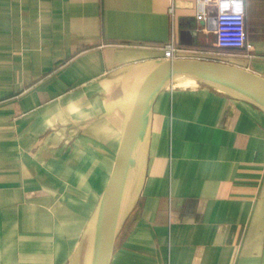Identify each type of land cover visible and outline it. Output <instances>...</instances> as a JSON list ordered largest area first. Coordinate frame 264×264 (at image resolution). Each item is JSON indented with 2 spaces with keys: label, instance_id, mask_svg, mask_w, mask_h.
I'll use <instances>...</instances> for the list:
<instances>
[{
  "label": "crops",
  "instance_id": "1",
  "mask_svg": "<svg viewBox=\"0 0 264 264\" xmlns=\"http://www.w3.org/2000/svg\"><path fill=\"white\" fill-rule=\"evenodd\" d=\"M245 32L251 48L224 62L195 0H0V264H69L88 239L141 64L173 40L182 58L264 78V0H247ZM138 151L110 264H264V111L250 98L161 90Z\"/></svg>",
  "mask_w": 264,
  "mask_h": 264
},
{
  "label": "water",
  "instance_id": "2",
  "mask_svg": "<svg viewBox=\"0 0 264 264\" xmlns=\"http://www.w3.org/2000/svg\"><path fill=\"white\" fill-rule=\"evenodd\" d=\"M174 78H190L236 91L264 111V78L242 68L185 58L141 64L133 87L126 92L129 103L122 140L108 185L90 223L86 264H110L118 230L132 199L134 157L139 148L146 153L153 102Z\"/></svg>",
  "mask_w": 264,
  "mask_h": 264
},
{
  "label": "built area",
  "instance_id": "3",
  "mask_svg": "<svg viewBox=\"0 0 264 264\" xmlns=\"http://www.w3.org/2000/svg\"><path fill=\"white\" fill-rule=\"evenodd\" d=\"M218 0H195L196 20L203 23V30L213 31L216 37V47L221 51L248 50L251 46L246 42L245 15L239 20H225L217 14ZM214 8L213 16L207 14L208 9ZM164 60L183 59L179 50L171 40L163 48Z\"/></svg>",
  "mask_w": 264,
  "mask_h": 264
},
{
  "label": "bare ground",
  "instance_id": "4",
  "mask_svg": "<svg viewBox=\"0 0 264 264\" xmlns=\"http://www.w3.org/2000/svg\"><path fill=\"white\" fill-rule=\"evenodd\" d=\"M121 77L117 79V82H120ZM166 90L174 91V92H236L230 89H226L220 86L204 83L198 80L190 79V78H174L171 82H168L162 88V92ZM139 150V149H138ZM141 181H142V165H141V157L140 152L138 151L134 157L133 162V172H132V201L128 207L126 220L130 216L131 208L135 202L137 195L141 190ZM90 236L82 245L78 253L74 256V258L70 261L69 264H81L84 256V252L88 245Z\"/></svg>",
  "mask_w": 264,
  "mask_h": 264
},
{
  "label": "clouds",
  "instance_id": "5",
  "mask_svg": "<svg viewBox=\"0 0 264 264\" xmlns=\"http://www.w3.org/2000/svg\"><path fill=\"white\" fill-rule=\"evenodd\" d=\"M247 0H218L216 11L225 20L242 19L246 12Z\"/></svg>",
  "mask_w": 264,
  "mask_h": 264
},
{
  "label": "rangeland",
  "instance_id": "6",
  "mask_svg": "<svg viewBox=\"0 0 264 264\" xmlns=\"http://www.w3.org/2000/svg\"><path fill=\"white\" fill-rule=\"evenodd\" d=\"M219 52H221V51H219ZM228 52H225V51H223V52H221L220 53V55L218 56L217 55V57H219V58H222L223 60H224V62H227V59H231L230 57H227V54ZM223 55V56H222ZM204 57V56H203ZM205 57H207V56H205ZM205 59H208V58H205ZM209 59H210V56H209ZM213 59V58H212ZM85 254H84V256H83V260H82V262H81V264H86V255H87V253H88V245H87V247H86V250H85V252H84Z\"/></svg>",
  "mask_w": 264,
  "mask_h": 264
}]
</instances>
